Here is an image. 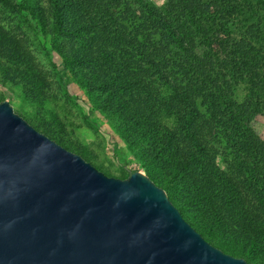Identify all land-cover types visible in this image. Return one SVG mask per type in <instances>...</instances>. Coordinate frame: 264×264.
Returning a JSON list of instances; mask_svg holds the SVG:
<instances>
[{"label": "trees", "instance_id": "obj_1", "mask_svg": "<svg viewBox=\"0 0 264 264\" xmlns=\"http://www.w3.org/2000/svg\"><path fill=\"white\" fill-rule=\"evenodd\" d=\"M40 1L0 3L42 24ZM44 1L51 35L73 41L56 49L63 71L127 146L143 144L145 176L174 188L168 200L203 239L264 264V148L251 127L264 113V0ZM23 44L0 29L10 81L34 70Z\"/></svg>", "mask_w": 264, "mask_h": 264}, {"label": "water", "instance_id": "obj_2", "mask_svg": "<svg viewBox=\"0 0 264 264\" xmlns=\"http://www.w3.org/2000/svg\"><path fill=\"white\" fill-rule=\"evenodd\" d=\"M0 264H247L135 171L107 177L0 102Z\"/></svg>", "mask_w": 264, "mask_h": 264}, {"label": "rangeland", "instance_id": "obj_3", "mask_svg": "<svg viewBox=\"0 0 264 264\" xmlns=\"http://www.w3.org/2000/svg\"><path fill=\"white\" fill-rule=\"evenodd\" d=\"M150 1L160 5L164 0ZM39 7L45 18L42 24L29 13L0 3V29L24 43L34 64L32 72L19 69L12 81L5 76V66L0 64V102L7 101L13 112L32 128L80 156L105 176L124 179L135 171L145 175L136 158L143 144L127 146L112 129L109 119L90 107L86 93L66 69L63 71V62L56 51L59 48L66 52L73 41L53 37L44 0L40 1ZM10 67L13 68H8V72L15 71L13 65ZM29 77L32 82L27 80ZM41 78L46 81V87L39 82ZM251 127L264 148V113L252 121ZM113 143L117 145L120 164L113 158ZM217 165L223 168L220 163ZM165 193L171 200L176 191L172 188ZM183 216L190 221L187 214L183 213ZM204 238L220 251H228L216 234Z\"/></svg>", "mask_w": 264, "mask_h": 264}]
</instances>
